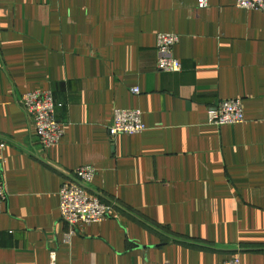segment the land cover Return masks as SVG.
I'll return each instance as SVG.
<instances>
[{
    "label": "crops",
    "instance_id": "0c3cea01",
    "mask_svg": "<svg viewBox=\"0 0 264 264\" xmlns=\"http://www.w3.org/2000/svg\"><path fill=\"white\" fill-rule=\"evenodd\" d=\"M235 1L0 0V264H264V13ZM166 32L180 72L157 69ZM45 89L47 150L20 103ZM237 97L243 122L208 123ZM116 108L145 129L113 140ZM84 164L112 209L68 236L59 187Z\"/></svg>",
    "mask_w": 264,
    "mask_h": 264
},
{
    "label": "built area",
    "instance_id": "2783aa9c",
    "mask_svg": "<svg viewBox=\"0 0 264 264\" xmlns=\"http://www.w3.org/2000/svg\"><path fill=\"white\" fill-rule=\"evenodd\" d=\"M205 5L206 0H198ZM235 5L245 10H258L264 13V0H236ZM179 36L172 32L158 33L156 36L157 69L161 72L176 73L182 71V64L174 56V45ZM137 87L132 93H138ZM22 108L33 122V130L44 150L58 144L62 139L63 131L59 119L56 118V109L63 107L64 102L57 101L51 89L28 91L21 96ZM142 113L139 109L116 108L112 114V121L107 127L108 134L115 140L120 134L134 135L145 129ZM209 124L221 126L224 124H238L245 120L243 115L242 98L222 99L206 110ZM6 145L0 139V150ZM59 187L58 206L59 218L67 224V235L74 234L78 228L91 223L101 222L109 216L112 205L104 201L99 195L89 192V185L93 181L96 170L92 165L84 164ZM7 198L4 180L0 174V203ZM50 264H56L55 253L50 252ZM215 264H240L237 255Z\"/></svg>",
    "mask_w": 264,
    "mask_h": 264
}]
</instances>
